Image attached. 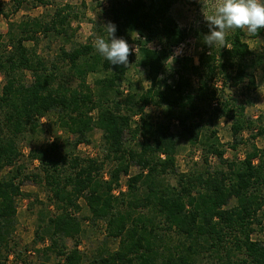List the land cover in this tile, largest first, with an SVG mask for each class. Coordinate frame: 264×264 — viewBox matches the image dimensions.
<instances>
[{
  "label": "trees",
  "instance_id": "16d2710c",
  "mask_svg": "<svg viewBox=\"0 0 264 264\" xmlns=\"http://www.w3.org/2000/svg\"><path fill=\"white\" fill-rule=\"evenodd\" d=\"M91 1L97 7L108 2L106 19L89 21L90 38L81 44L73 42L78 15L70 5L11 22V15L28 6L52 3L8 0L6 10L0 0V19L8 21L5 36L0 34V264L10 257L13 264H32L14 238L16 199L24 196L26 182L46 195L33 239L48 242L33 249L44 262L53 257L60 264H264V242L251 239L256 231L264 233V149L254 143L264 138V114L249 118V101L225 92L227 86L256 89L253 72L262 59L251 52L244 29L229 30L223 45L209 47L203 31L182 28L172 16L179 0ZM108 21L117 37L136 48L127 67L109 64L93 47V34L106 37L102 26ZM54 39L60 45L53 56L37 54L40 41ZM190 39L197 60L172 59V49ZM131 67L144 72L148 86L124 96ZM93 74L103 76L91 86L87 78ZM148 107L159 109L162 121L154 122ZM48 115L70 139L28 143L22 161L21 142L40 135V120ZM220 119L230 122L226 145L215 129ZM173 123L200 152V170L177 171ZM94 130L101 133L99 154H76L79 145L91 144ZM240 146L246 147L243 159L225 158L226 148ZM209 158L216 159L215 167ZM27 164L36 166L27 171ZM80 201L89 216L80 217ZM86 221L102 223L117 248L87 257L79 249Z\"/></svg>",
  "mask_w": 264,
  "mask_h": 264
},
{
  "label": "rangeland",
  "instance_id": "374dc122",
  "mask_svg": "<svg viewBox=\"0 0 264 264\" xmlns=\"http://www.w3.org/2000/svg\"><path fill=\"white\" fill-rule=\"evenodd\" d=\"M4 1V6L6 10H9V5L7 3L8 0ZM52 3L46 7H26L19 13L15 15H11L9 20L12 22H18L25 17H37L46 12H52L55 6L58 5H70L73 8L74 12L78 15V20L72 22L73 27H78V31L75 33L73 38V42L84 44L88 42L91 31L92 24L89 21H97L102 22L103 19H106V9L108 7V2L104 1V5L101 7H97L95 3L91 0H49ZM218 0H179V2L173 7L171 13L175 18L177 23L186 29H200L204 32V36L208 34V22L206 18L208 15L212 14L214 11V4L217 3ZM7 23L8 21L1 18L0 19V34L5 36L4 33L7 31ZM245 32V41L248 44L251 52L258 57H261V65L256 67L253 75L255 78L256 89L247 92L244 89H234L227 86L225 88V92L227 94L233 95L239 99V101H249V105L246 106V115L249 118L256 119L258 116L264 114V32L255 37L254 35H250L246 29ZM192 49H196V42L193 39L189 40ZM27 47H32V43H26ZM60 45L59 40H53L51 43L48 40H42L37 45V54L39 55H51L53 56L55 52L58 50ZM218 45V44H217ZM134 47V46H133ZM135 49V47H134ZM198 51V49H196ZM136 53L133 52V54ZM194 53V52H193ZM195 55V54H194ZM103 75L101 74H93L89 75L87 78V82L92 86L95 79L101 78ZM129 83H131V88H128L126 83L122 84L123 95L125 96L127 92L131 89L133 92H137L139 90L145 89L148 86V82L145 78L144 72L140 68L131 67L126 76ZM3 85V80L0 75V90ZM146 112L152 117L154 122L162 121L161 112L157 108L148 107L146 108ZM53 115H48L45 118L40 120V126L42 129V133L34 138H27L22 141L20 144V149L24 158H21L22 161H25V155L29 150V144L31 145H39L44 144L47 141H51L54 137L60 138L63 142L66 139H70V136L64 133L62 130H59L55 126H53L54 121ZM134 123L137 121V117L134 118ZM264 123V120H263ZM230 122L225 119H220L215 125V129L217 130V136L220 140V143L226 145L231 142V135L229 133ZM172 131L177 136L178 142V151L176 155V167L179 173L186 172L188 170H200L201 169V154L198 150H193L189 147L188 142L184 136H182L179 132L177 125L172 124ZM246 136V134L244 135ZM101 133L98 130H94L91 133L90 145H79L76 150V154L81 157H94L99 154V144H100ZM255 145L261 149H264V138H258L255 140ZM226 147V146H225ZM246 152L245 146H240L236 151H232L226 148L225 158L232 160L237 159L241 160L244 157V153ZM209 165L212 167L216 166V159L209 158ZM36 164L29 165L27 164V171H31ZM111 167V165H109ZM108 166V167H109ZM137 172L135 167L130 169V175H134ZM105 177H107L105 175ZM126 180L127 177L122 176L120 179V190H126ZM171 183H175V181L171 178L169 179ZM22 192L24 196L16 199L17 206V215H16V225H15V233L14 238L18 243V249L23 253H25V257L27 261L32 264H60L61 260L57 258L50 257L49 261H43L39 255H36L33 252V249H41L45 247L48 242L33 244L36 223H37V215L38 212L44 210V205L46 204V195L42 188L34 185L31 182H26L22 186ZM118 193V190L115 191V194ZM81 205V214L80 217L89 216L88 210L85 207L83 201H80ZM51 209V208H50ZM83 232L79 237L80 244L79 249L87 256L96 251H114L117 248V242L112 239H108L105 235L104 225L102 223H98L93 226L89 221L82 223ZM252 240H257L264 242V233L256 231L251 235ZM67 246L70 248L72 246V241H66ZM27 250V251H26ZM7 264L12 263V257L8 259Z\"/></svg>",
  "mask_w": 264,
  "mask_h": 264
},
{
  "label": "clouds",
  "instance_id": "9594fccd",
  "mask_svg": "<svg viewBox=\"0 0 264 264\" xmlns=\"http://www.w3.org/2000/svg\"><path fill=\"white\" fill-rule=\"evenodd\" d=\"M213 8V13L206 18L209 32L203 37L209 47L223 45L229 30L246 29L250 35H256L264 29V0H218ZM102 28L106 37L94 33V49L109 64L127 67L129 56L135 52L134 47L116 36V25L111 21L104 23ZM181 48L176 50L172 59L181 54Z\"/></svg>",
  "mask_w": 264,
  "mask_h": 264
},
{
  "label": "built area",
  "instance_id": "2783aa9c",
  "mask_svg": "<svg viewBox=\"0 0 264 264\" xmlns=\"http://www.w3.org/2000/svg\"><path fill=\"white\" fill-rule=\"evenodd\" d=\"M182 46V48H181ZM135 47V46H134ZM178 48H181V54L179 55H176L174 59H179V58H183V57H193L194 60L196 61L197 59L193 56L194 55V51L192 49V46L189 44V41H186L184 43H181L179 45H177L176 47H174L172 49V55H171V58L173 57L174 53L176 52V50ZM136 49V48H135ZM134 49V50H135ZM155 50L159 51L160 50V46H156L155 47Z\"/></svg>",
  "mask_w": 264,
  "mask_h": 264
},
{
  "label": "crops",
  "instance_id": "0c3cea01",
  "mask_svg": "<svg viewBox=\"0 0 264 264\" xmlns=\"http://www.w3.org/2000/svg\"><path fill=\"white\" fill-rule=\"evenodd\" d=\"M7 32V31H6ZM4 34H6V33H4Z\"/></svg>",
  "mask_w": 264,
  "mask_h": 264
}]
</instances>
